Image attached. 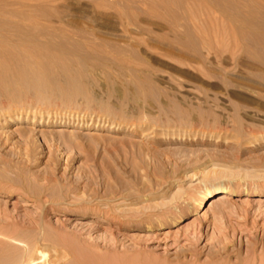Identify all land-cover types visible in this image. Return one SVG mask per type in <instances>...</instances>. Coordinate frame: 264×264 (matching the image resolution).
I'll use <instances>...</instances> for the list:
<instances>
[{
    "label": "rangeland",
    "instance_id": "374dc122",
    "mask_svg": "<svg viewBox=\"0 0 264 264\" xmlns=\"http://www.w3.org/2000/svg\"><path fill=\"white\" fill-rule=\"evenodd\" d=\"M212 263L264 264V0H0V264Z\"/></svg>",
    "mask_w": 264,
    "mask_h": 264
},
{
    "label": "bare ground",
    "instance_id": "6f19581e",
    "mask_svg": "<svg viewBox=\"0 0 264 264\" xmlns=\"http://www.w3.org/2000/svg\"><path fill=\"white\" fill-rule=\"evenodd\" d=\"M38 82V81H37ZM37 86H38V84H37ZM39 87V86H38ZM40 120V119H39ZM46 124V123H45ZM227 189V187L226 186H223V185H219V186H215V187H208V188H206V189H204L203 190V192L202 193H200V195H199V197H198V200H197V204H200L201 203V201L205 198V197H208L209 195H211V193L212 192H214V191H216V193H218L217 191H221V192H223L224 190H226ZM218 195V194H217ZM212 196V195H211ZM223 196H224V194H223ZM218 198V197H217ZM216 199V198H215ZM220 199H222V198H220ZM218 200V199H217ZM217 200H215V201H217ZM207 201V200H206ZM214 201V202H215ZM220 201V200H219ZM203 203V202H202ZM198 233V232H197ZM195 234V233H194ZM193 234V235H194ZM196 235H198V234H196ZM196 237V236H195ZM199 239V238H198ZM217 240V239H216ZM220 241H217V243H219ZM250 243V242H249ZM220 244V243H219ZM226 244L224 243V246H225ZM218 246V245H217ZM217 248V247H216ZM227 248V247H226ZM224 248H223V246H222V248H219L218 250H217V255L218 254H220L222 251L221 250H223ZM227 250V249H226ZM229 251V250H228ZM227 251H225V253H226ZM216 254V253H215ZM229 254V253H228ZM216 256V255H215ZM258 257V256H257ZM258 258H260V257H258ZM253 259V258H252ZM256 261V260H255ZM224 262V261H223ZM245 262V261H244ZM256 263V262H255ZM260 263H261V261H260ZM213 264V263H212ZM216 264V263H215ZM221 264V263H220ZM243 264V263H242ZM251 264H253V263H251Z\"/></svg>",
    "mask_w": 264,
    "mask_h": 264
}]
</instances>
